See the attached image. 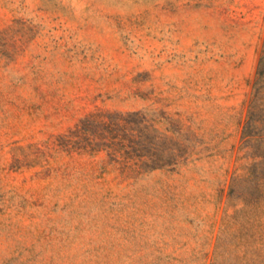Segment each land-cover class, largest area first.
Returning a JSON list of instances; mask_svg holds the SVG:
<instances>
[{"label": "rangeland", "instance_id": "rangeland-1", "mask_svg": "<svg viewBox=\"0 0 264 264\" xmlns=\"http://www.w3.org/2000/svg\"><path fill=\"white\" fill-rule=\"evenodd\" d=\"M264 0H0V264H264L242 128ZM179 131L172 168L58 145L97 110Z\"/></svg>", "mask_w": 264, "mask_h": 264}, {"label": "trees", "instance_id": "trees-1", "mask_svg": "<svg viewBox=\"0 0 264 264\" xmlns=\"http://www.w3.org/2000/svg\"><path fill=\"white\" fill-rule=\"evenodd\" d=\"M159 113L145 110H97L81 118L58 145L65 151L91 155L105 152L123 171L145 173L172 168L187 155L179 131L163 128ZM242 147L257 158L254 166L264 174V44L261 50L242 128Z\"/></svg>", "mask_w": 264, "mask_h": 264}]
</instances>
